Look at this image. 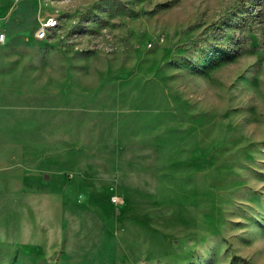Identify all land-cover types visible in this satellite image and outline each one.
<instances>
[{
    "label": "rangeland",
    "instance_id": "1",
    "mask_svg": "<svg viewBox=\"0 0 264 264\" xmlns=\"http://www.w3.org/2000/svg\"><path fill=\"white\" fill-rule=\"evenodd\" d=\"M1 32L0 264H264V0H0Z\"/></svg>",
    "mask_w": 264,
    "mask_h": 264
},
{
    "label": "built area",
    "instance_id": "2",
    "mask_svg": "<svg viewBox=\"0 0 264 264\" xmlns=\"http://www.w3.org/2000/svg\"><path fill=\"white\" fill-rule=\"evenodd\" d=\"M58 25V19L54 16H50L45 18L40 27L38 28L36 32V36L39 39H44L48 36L49 30L56 27ZM6 39V34L4 32L0 33V41H4Z\"/></svg>",
    "mask_w": 264,
    "mask_h": 264
},
{
    "label": "bare ground",
    "instance_id": "3",
    "mask_svg": "<svg viewBox=\"0 0 264 264\" xmlns=\"http://www.w3.org/2000/svg\"><path fill=\"white\" fill-rule=\"evenodd\" d=\"M100 204H101V203H100ZM102 206H103V205H102ZM100 207H101V206H100ZM103 207H104V209H105L104 212L108 213V211H107L108 209L105 208L106 206L104 205ZM100 209H101V208H100ZM101 211H102V210H101ZM104 216H106L105 213H104ZM104 216H103V217H104ZM109 216H111V215H108V217H109ZM111 217H112V216H111ZM110 219H112V218H110ZM108 221H111V220H108Z\"/></svg>",
    "mask_w": 264,
    "mask_h": 264
}]
</instances>
